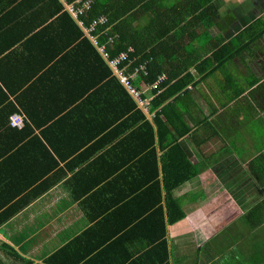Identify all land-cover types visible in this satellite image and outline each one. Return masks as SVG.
I'll list each match as a JSON object with an SVG mask.
<instances>
[{"label": "crops", "instance_id": "obj_1", "mask_svg": "<svg viewBox=\"0 0 264 264\" xmlns=\"http://www.w3.org/2000/svg\"><path fill=\"white\" fill-rule=\"evenodd\" d=\"M154 1L130 27L146 48L164 36L163 62L179 45L161 104L138 75L132 97L56 0H0V191H46L0 227V264H249L245 216L264 198L250 169L264 171V0H212L213 21L191 0ZM159 114L201 167L176 188Z\"/></svg>", "mask_w": 264, "mask_h": 264}, {"label": "trees", "instance_id": "obj_2", "mask_svg": "<svg viewBox=\"0 0 264 264\" xmlns=\"http://www.w3.org/2000/svg\"><path fill=\"white\" fill-rule=\"evenodd\" d=\"M108 1L105 2L104 0H93L91 8L87 11L86 14L82 15V19L84 20L85 24L88 25L93 20H96L102 16L106 18V21L104 23H99L96 26L95 34L99 36V41L101 44H106L107 51L109 52L111 57L114 58L119 53L124 51L129 52L130 47L134 48L135 52L130 53V59L135 61L127 69V73L129 75L134 73L136 67L146 64V74H144V71H141L137 75L140 80L152 85L159 80L160 75L166 74L167 71L169 72L170 75L165 76V78L162 79L156 87H154V92L157 96H154L153 103L161 104L164 100L167 99L170 92L167 91L163 93L159 91L160 89L162 90L165 86H167L169 84V81L173 79L174 74L172 73L171 67L177 60V54L180 56V53L177 50V47L179 45H173L174 57L172 56L167 61L163 62V60H160L159 57L160 49L164 48L163 42H160L161 38H163L164 36L161 34L157 35L154 39L155 46H147L146 48L144 45L138 44L139 40L142 39V36L140 39L138 38V36L141 35L142 31L139 30L140 35H138V31H132L130 27V22L132 23L133 19H135L136 17H140L141 15H143V13L146 12V10L151 7L157 9V6L160 7L161 2L157 3L154 0H112V3H110ZM56 2L59 9L61 7H64L63 3L60 0H56ZM192 6H195V8L204 7V10L200 12L207 16L206 19H208V21L209 19L213 21V18L217 17V6L212 2V0H193ZM64 13L74 19L79 29L82 30V27L79 25L78 20L75 19L67 9H65ZM175 15V17L171 18L172 21H180L184 19L180 16V10L177 11ZM81 32H83V30ZM83 35L85 43L95 48L96 54L98 55L99 59L106 62L108 69L112 74L113 71L111 70L107 60L99 52L97 46H95L91 42L90 38H88L84 34V32ZM222 53H225V51ZM182 54L184 56L183 58H185V63H190L191 55L189 56L185 54V50H182ZM170 60H172L171 63L169 62ZM115 76L116 75H114V77ZM116 78L118 77L116 76ZM184 80L185 79H183V81ZM125 89L132 97H134L126 87ZM161 113L162 110L160 114ZM160 114L156 116V121L159 125V132L161 135L163 146L165 144L168 148H170L169 152L171 154H174L173 163L170 164V185L172 188H176L183 182H186L193 176L199 174L201 172V167L200 165L195 164L193 161H191L183 148L174 141V139L172 138V131L170 127L168 126L166 121L160 118ZM177 118L180 119L179 116L175 118H169L170 124H177V120L180 121ZM14 129L17 130L19 128ZM164 130H166L165 132L168 135V139L165 141L162 140V131ZM255 163L258 169L261 167L260 169L264 170V155L256 159ZM250 169L251 174L255 177V179H257L259 185L261 187L263 186L264 188V171L256 172V170H254V165L252 162L250 164ZM8 192L9 190L6 188L0 191V227L9 222L19 212L30 206L40 195L44 194L46 191L18 190L13 194L7 196ZM3 197L7 198L1 199ZM177 212L178 215L174 218L175 220L181 219L185 216L183 213H180L179 208ZM245 219L246 220L244 221V224L248 225L250 230V236L248 238L250 245V255L249 259H247L246 255H244V263L245 260H248L249 264H264V198L253 205V207L246 214ZM221 253V258L224 259L225 253L223 251H219V255Z\"/></svg>", "mask_w": 264, "mask_h": 264}, {"label": "built area", "instance_id": "obj_3", "mask_svg": "<svg viewBox=\"0 0 264 264\" xmlns=\"http://www.w3.org/2000/svg\"><path fill=\"white\" fill-rule=\"evenodd\" d=\"M65 9H67L71 15L78 20L79 25L82 27L84 34L90 38L91 42L97 46L99 52L107 60L113 74L116 75L124 86L130 91V93L139 101H142L141 91L134 85L132 81V75H137L141 71H144L146 74V64L138 66L135 68L133 74L129 75L127 73V68L132 65L135 60L130 59V53H133L134 50L129 48V52L124 51L119 53L116 57H111L107 51L106 44H101L99 41V36L95 34L96 26L99 23H104L106 18L104 16L93 20L90 24H85L82 19V15L86 14L87 11L91 8L93 0H60ZM125 64V66H124ZM165 78V75H160L159 80L152 84L153 88ZM27 117L24 113H14L10 119V125L13 128L23 129L26 125Z\"/></svg>", "mask_w": 264, "mask_h": 264}, {"label": "rangeland", "instance_id": "obj_4", "mask_svg": "<svg viewBox=\"0 0 264 264\" xmlns=\"http://www.w3.org/2000/svg\"><path fill=\"white\" fill-rule=\"evenodd\" d=\"M176 1H180V0H176ZM183 1H186V0H183ZM191 1H193V0H191ZM233 1V0H232ZM238 40H236V42H237ZM228 234V230H222L221 231V235H220V237H222L223 238V236H226ZM223 235V236H222Z\"/></svg>", "mask_w": 264, "mask_h": 264}]
</instances>
